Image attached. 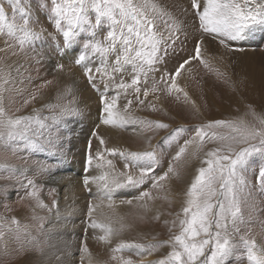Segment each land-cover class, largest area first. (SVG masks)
Here are the masks:
<instances>
[{
  "label": "snow or ice",
  "instance_id": "snow-or-ice-1",
  "mask_svg": "<svg viewBox=\"0 0 264 264\" xmlns=\"http://www.w3.org/2000/svg\"><path fill=\"white\" fill-rule=\"evenodd\" d=\"M21 4L22 0H0V36L8 38L4 41L7 47L11 48L9 40H14L21 50H24L33 40L41 39L45 30L42 27L39 31L33 30L32 25L38 24L39 21H30L29 12ZM41 7H47L54 28L57 33L62 34L65 48L75 44L81 33L87 34L89 39L83 41L82 51L74 63L79 66L90 58L99 57L97 65H94L95 73L105 88L115 84L117 90L135 87L141 76L147 79L149 72L158 71L156 65L167 62L165 57L168 56L169 49L175 51L179 35L183 34L187 38L189 26L198 33L193 53L180 61L174 70L165 69L161 80L153 82L152 91H157L160 83L165 85L164 90L168 94L173 90L182 91L177 83V77L182 74L185 66L194 60L208 67L202 51L206 40L215 42L225 50L237 51L239 49L233 47L234 42L244 41L253 27H264V0H173L171 9L166 3H161V0H50V4L41 2ZM9 10L13 13L11 21L7 16ZM17 12L19 17L15 15ZM90 12L94 13V22L89 18ZM104 24L108 25V31L102 39H98L97 29ZM161 52L163 55H160ZM112 57L114 60L110 62ZM126 66H131L133 73L131 83L124 82L121 77L120 83L116 84V74L125 72ZM84 76L90 85L95 84L92 68L85 67ZM11 83L13 81L10 74L0 69V152L10 151L15 156L23 150L47 151L56 158V165L36 161L34 172L37 176L50 174L57 165L67 161V151L63 143L64 138L45 135L42 130L50 127L45 122L51 120L52 124L58 125L68 116L80 115V109L73 101L70 106L61 108L58 114L51 116L41 117L39 110L36 109L32 115H9L4 107V94L11 90L8 87ZM135 91L139 94L140 88L135 87ZM118 94L111 100L103 95L100 97L102 125L125 127L139 122L142 125L147 124L149 128L153 126L147 121L133 119L127 112L128 105H125V110L121 112L117 108ZM144 95H148L147 90ZM31 99L34 100L35 96ZM24 103L28 104L29 100H25ZM128 103L131 104V101ZM249 114L252 121L212 120L197 126L193 138L186 140L184 145L179 147L173 160H179L187 152L189 145H195L192 152L195 156L206 139L227 141L223 147L207 151L201 160V166L196 169L185 192L183 219L180 220L181 230L179 234L165 242L171 245V251L158 264H226L228 258L233 255L236 245L228 231V221L230 219L235 225L241 218V194L247 184L245 173L254 157L261 159L256 179L260 188L264 189V115L257 114L255 109H251ZM256 123L261 127H257ZM154 126L158 129L168 127L160 122H155ZM214 128H228L233 134L218 135L213 132L209 135L206 130ZM184 131L183 128H177L166 139ZM92 135L99 139L103 147L105 141L95 132ZM234 145L240 147L236 148ZM87 151L86 165L90 168L95 159L97 166H101L104 155L97 151L93 157L91 140L88 142ZM105 151L110 155L124 158L126 170L119 173V176H114L111 184L107 182L106 176L99 177L104 197L110 201V207L114 191L141 189L147 182H151L152 187L157 188L169 174H174L170 164L166 172L159 176L155 175L159 165L154 150L118 152L116 149L106 148ZM106 164L114 169L112 160H107ZM0 168L8 173L4 179L16 180V190L24 189L26 197L35 201L36 207H47L39 196L41 186L34 178H29L27 168L21 169L8 164H0ZM129 169L137 170L138 174L136 171H127ZM92 182L88 177L83 180L85 187ZM8 192L7 186H0V195L7 198ZM51 192H56V189H51ZM143 198L151 199L150 191H141L139 196L134 197L137 200ZM132 202L127 201L128 204ZM53 207H58L56 200H53ZM88 208L91 217L93 205L89 204ZM32 218L41 221L37 231L43 233V218L36 216ZM10 223L16 225L14 231L11 228L8 231L13 233L14 241L20 244V252L34 255L32 264H50L53 257L57 264H64L63 257L57 255L61 250L50 243V235H45L41 240L28 231V225L21 228L15 217ZM89 227L102 229L105 235L99 239L104 242L115 234L113 228L97 223L94 219L90 221ZM5 237L6 232L0 226V242H6ZM240 241L247 248V259L251 264H264V250L255 251V242L243 236L240 237ZM155 247L152 245L149 249ZM131 248L144 249L145 246L121 242L113 251L122 253ZM81 252L87 253V247H82ZM112 259L115 260L116 257L113 256ZM120 264L134 262L122 257Z\"/></svg>",
  "mask_w": 264,
  "mask_h": 264
},
{
  "label": "rangeland",
  "instance_id": "rangeland-1",
  "mask_svg": "<svg viewBox=\"0 0 264 264\" xmlns=\"http://www.w3.org/2000/svg\"><path fill=\"white\" fill-rule=\"evenodd\" d=\"M41 2L50 4V0H22L21 4L29 12L30 21H39L38 24L32 25L33 30L39 31L41 27L45 30L41 39L33 40L25 46L24 50H21L14 40H9L12 47H7L4 41L8 38L0 36V69L10 74L13 81L8 85L11 90L4 94V107L8 114L12 116L32 115L33 110L36 109L39 110L41 117H45L58 114L61 108L70 106L71 102L75 101V106L81 108L80 115L68 116L58 125L52 124V121L48 120L45 123L50 127L42 131L46 136L51 134L53 138L56 136L64 138L63 143L67 151L66 162L86 161L88 142L91 140L93 157H95L97 151L102 152L104 155V162H101V166H96L97 161L95 159L92 166L100 167L109 177L110 184L114 176H119V173L126 171L124 168L125 159L119 155L108 154L105 151L107 148L106 141L115 143L111 149H116L118 152L154 150L159 165L155 172L156 176L166 172L171 164L174 174H169L168 178L161 181L157 188H153L151 182H147L141 189H120L114 192L115 200L127 207L125 212H128V214L114 221V226L110 225L115 230L119 243L111 247L107 253L105 252L102 258V264H120L122 257L131 259L134 264L158 262L171 251V245L165 242L169 241L172 236L179 234L181 230L180 220L183 219L182 207L186 199L185 192L195 175L196 169L201 166V160L204 159L207 151L216 147H223L227 141L219 139L210 141L206 139L195 156L192 155L195 145H189L187 152L179 160H173L179 147L184 145L186 140L193 138L194 129L197 126L206 124L209 121H252V116L249 114L251 109H255L259 115H264V102L257 98L247 97L245 91H240V87H235L236 77L229 76L225 70H221L215 63V60L219 63V59L205 50H202L203 59L207 61L208 67L194 60L182 70L184 82L179 83L178 78L181 75L177 77V83L180 84L179 88L182 91L173 90L171 94H168L164 90L165 85L163 83L158 85L157 91H152L153 82L161 80L165 69L174 70L180 61L187 59L193 53L196 37L195 34L189 33V30L187 38L183 34L179 35L174 52L169 49V54L165 57L167 62L156 65L158 71L149 72L147 79L143 76L140 77L138 85L135 86L140 88L139 94L136 93L135 87L127 90H117L115 84H110L107 90L103 86L104 83L100 82V77L95 73L94 65H97L99 57L90 58L78 66L74 63V57L73 59H67L65 56L67 48H72V53L79 54L82 51L83 41L89 39L87 34L81 33L75 44L65 48L62 34L57 33L49 18L47 7H41ZM15 15L19 17L18 12ZM7 16L11 21L13 13L9 10ZM89 18L94 22V13L90 12ZM107 31V24L98 28L97 38L102 39ZM256 32L260 35L257 40L258 46L256 50L250 51H262L264 53L263 50H260V47H264V29L260 27ZM243 44H246L245 40L234 42L233 47L239 49L237 51L239 52L241 49H245ZM219 48L224 50L222 47ZM224 51L227 53L235 52ZM160 55H163V52ZM220 59L222 58L220 57ZM111 60H114V57L110 59V62ZM70 64L78 66L77 69H80V72H78L80 74L77 77L84 90L92 89L99 94L102 90L109 100L119 93L117 108L121 112L125 110V105H128L127 112L133 119L147 121L152 123L153 126L149 128L147 124L142 125L139 122L125 127L103 125L108 127V133H105L101 130L102 124L100 123L102 105L99 104L97 112L95 109L87 112L77 103V95L74 91L75 84L70 78V75L73 76ZM85 66L93 69L95 78V84L93 85H90L84 76ZM126 68L125 72L116 74V84L120 83L121 77H123L124 82L131 83L133 76L131 66H126ZM64 79L66 80L64 81ZM184 89L190 91L195 98H198L196 103L185 96ZM146 90L148 92L147 96L144 95ZM33 96H35L34 100L31 99ZM101 96L97 97L99 102ZM25 100H29L26 105ZM129 101H131V104L128 103ZM139 101H143V103ZM46 105H51V107H45ZM155 122L164 123L168 127L158 129L154 126ZM256 126L261 127L258 123H256ZM177 128H183L185 131L173 138L166 139ZM206 131L209 132V135L213 132L218 135L233 134L228 128H214ZM93 132L105 141L103 147L100 145L99 139L92 135ZM234 147L239 148L240 145H234ZM107 160H112L114 169L107 166ZM36 161H45L52 165L57 163L56 158L47 151L23 150L15 156L10 151L0 152V164H8L29 170L27 175L29 178H34L36 183L41 186L39 196L43 203L47 205L46 208L36 207L35 201L26 197L24 189L16 190V180L4 179L8 173L0 168V186H7L9 189L7 198L0 195V226L6 232V243L0 242V264H20L27 256L33 255L32 253L20 252V244L14 241L13 233L8 231L9 228L13 231L15 230L14 227L16 228V225L10 223L11 219L13 217L18 219L21 228L28 225V231L33 236H38L43 240L47 234L45 229L47 215L54 212L56 208L53 207V200L57 202L59 200V189L52 180L59 176L61 178L64 175L61 171L66 162L57 165L50 174L37 176L34 172ZM260 165V157H254L250 161L245 173L247 184L241 194V218L236 221L235 225L231 223L230 219L228 221V231L232 234L233 243L236 247L226 264H251L247 259V248L240 241L241 236L255 242V251L264 250V189L260 188L256 179ZM72 171L70 169L66 170L65 174H72L70 173ZM127 171H136L138 174L137 170L129 169ZM53 188L56 189L54 193L51 192ZM141 191H150L151 199H134V197L139 196ZM21 197H24V199H21ZM221 198L223 199V197ZM128 200L133 202L128 204ZM33 216L43 218V233L37 231L41 221L34 220ZM87 218L84 219L86 224L88 222ZM213 230L215 231V229ZM85 233L87 234L84 236L83 233L82 237L89 238L88 231ZM121 242L140 244L144 245L145 248L126 249L122 253L114 252L113 249ZM152 245L156 247L149 249V246ZM113 256L116 257L115 260L112 259ZM79 258L80 253L75 252L73 259L76 262L73 264H84Z\"/></svg>",
  "mask_w": 264,
  "mask_h": 264
},
{
  "label": "bare ground",
  "instance_id": "bare-ground-1",
  "mask_svg": "<svg viewBox=\"0 0 264 264\" xmlns=\"http://www.w3.org/2000/svg\"><path fill=\"white\" fill-rule=\"evenodd\" d=\"M161 3H166L171 9L173 0H161ZM258 28H260V26L253 27V29L249 31V34L245 39L246 44H243L245 45V49H241L239 52H237V50L235 52L227 53L224 51L225 49L223 50L219 48L218 44L208 40L204 42L202 50L210 52L212 56L215 55V57L219 59H217L219 63L215 60L217 66L221 70H225L229 76L236 77L234 81L236 85L235 87H240V91H245L247 93V97H252L254 99L257 98L264 102V53L262 51V53L259 51H250L256 50V47L258 46L257 40L260 38V35L256 32ZM261 28L264 29V27ZM188 30L189 33L195 34V37L198 36V33H195L191 26H189ZM254 35L255 37L253 38ZM72 50V48H67V50H65V56L67 59H73V57L76 58L78 56L77 53H72ZM260 50L264 51V47H260ZM220 57L222 59H220ZM77 67L78 66L71 65L70 68L73 71V76L69 73L71 76L70 78L75 84L74 91L77 95V103L83 107L84 111L91 112V110L94 111L95 109L97 112L100 104L97 97L101 95L105 96V93L102 92V90L100 94L94 92L92 89L84 90L80 85L81 83L79 84L77 76L80 74L78 73L80 72V69H77ZM183 78L184 76L181 74L180 78H178L179 83L184 82ZM65 80L66 79H64V81ZM184 91L187 94L186 97L191 98L192 101L196 103V99L198 98H195L190 91L185 89ZM101 130L108 133V127L106 126L104 127L101 125ZM112 145H115V143L106 141L107 148H113ZM64 165L65 166L61 171L64 175L62 174L63 176L61 178L59 176L52 180V182L56 184V187L59 189L60 196L58 200V207H56L54 212H51L50 215H47V225L45 227L47 232L46 235H50V243L54 244L61 250L57 252V255L63 257L64 264H73L76 262V260L73 259V254L75 252L80 253L79 260H81L84 264H102L103 254L105 255V252L107 253L111 247H114L116 243H119V239L117 238V235L114 234L108 238L107 242L101 241L99 237L105 235V232L99 228L93 229L89 227L90 221L94 219L97 223H101L109 227L111 224L114 226V221L121 218V216L123 217L128 214V212H125L127 207H124L122 204L118 203L117 200H115V191L113 192L111 200L112 206H109L110 201L104 197V189L99 177L106 176L108 178L107 182L109 183L110 181L109 177L100 169V167L91 166L89 168L84 160L68 161L64 163ZM69 169L71 171L73 170L70 172L72 174H65V171ZM85 177H88L93 181L88 187H85L83 184ZM88 204L93 205L94 209L91 217L89 216ZM85 217H88L87 224L84 223ZM80 226L82 227L79 228ZM86 231H88L89 235V238L87 239L82 237L83 233L84 236L87 234L85 233ZM85 246L87 247L88 252L82 253L81 248ZM34 258V255L27 256L22 262H20V264H32ZM158 262L151 261V264H158ZM50 264H57L54 257L50 261Z\"/></svg>",
  "mask_w": 264,
  "mask_h": 264
}]
</instances>
